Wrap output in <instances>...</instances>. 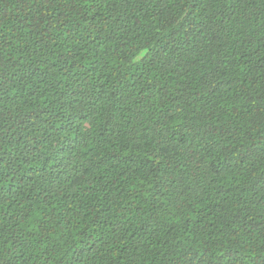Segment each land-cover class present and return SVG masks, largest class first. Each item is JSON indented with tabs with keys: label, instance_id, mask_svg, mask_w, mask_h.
I'll return each mask as SVG.
<instances>
[{
	"label": "trees",
	"instance_id": "1",
	"mask_svg": "<svg viewBox=\"0 0 264 264\" xmlns=\"http://www.w3.org/2000/svg\"><path fill=\"white\" fill-rule=\"evenodd\" d=\"M0 264H264V0H0Z\"/></svg>",
	"mask_w": 264,
	"mask_h": 264
}]
</instances>
